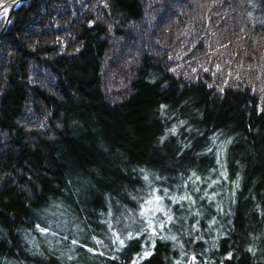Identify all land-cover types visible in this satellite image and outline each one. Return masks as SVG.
Masks as SVG:
<instances>
[{"label":"trees","instance_id":"1","mask_svg":"<svg viewBox=\"0 0 264 264\" xmlns=\"http://www.w3.org/2000/svg\"><path fill=\"white\" fill-rule=\"evenodd\" d=\"M0 264H264V0L16 9Z\"/></svg>","mask_w":264,"mask_h":264},{"label":"snow or ice","instance_id":"2","mask_svg":"<svg viewBox=\"0 0 264 264\" xmlns=\"http://www.w3.org/2000/svg\"><path fill=\"white\" fill-rule=\"evenodd\" d=\"M162 199H163V197H161V196H154V197H153V200H149V201H147V203H148V204H152L154 201H155V202H159V201L162 200ZM157 208H158V210L163 211L162 208H159L158 204H157ZM148 226L152 228L153 233L156 232L155 227H152V221H151V220L148 221ZM160 227H163V225L161 224ZM37 228H39L41 232H44V233L49 232V228H48V227H41V226L38 224V225H37ZM129 238H131V237H129ZM73 243L75 244V243H77V241L74 240ZM97 243H101V241H97ZM120 243L122 244L123 241L121 240ZM84 247L87 248V245H84ZM89 251H91V249H89ZM148 254H149V253H145V255H148Z\"/></svg>","mask_w":264,"mask_h":264},{"label":"water","instance_id":"3","mask_svg":"<svg viewBox=\"0 0 264 264\" xmlns=\"http://www.w3.org/2000/svg\"><path fill=\"white\" fill-rule=\"evenodd\" d=\"M27 1H29V0H21L17 5L13 6L10 10H8L7 18H6L5 23H4V27H3V29L1 30V33H0V39H1V37H2V35H3V33H4V31H5V28L7 27L8 23H9V21H10V18H11V16H12L13 12H14L19 6H21L22 4H24V3L27 2Z\"/></svg>","mask_w":264,"mask_h":264},{"label":"bare ground","instance_id":"4","mask_svg":"<svg viewBox=\"0 0 264 264\" xmlns=\"http://www.w3.org/2000/svg\"><path fill=\"white\" fill-rule=\"evenodd\" d=\"M20 1L21 0H0V9L8 11Z\"/></svg>","mask_w":264,"mask_h":264},{"label":"rangeland","instance_id":"5","mask_svg":"<svg viewBox=\"0 0 264 264\" xmlns=\"http://www.w3.org/2000/svg\"><path fill=\"white\" fill-rule=\"evenodd\" d=\"M7 10L0 9V22L6 18Z\"/></svg>","mask_w":264,"mask_h":264}]
</instances>
